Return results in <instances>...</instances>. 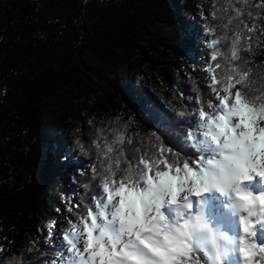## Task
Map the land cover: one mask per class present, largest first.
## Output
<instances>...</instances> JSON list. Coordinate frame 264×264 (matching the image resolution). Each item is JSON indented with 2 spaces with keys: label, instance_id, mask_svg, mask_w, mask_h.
<instances>
[{
  "label": "trees",
  "instance_id": "16d2710c",
  "mask_svg": "<svg viewBox=\"0 0 264 264\" xmlns=\"http://www.w3.org/2000/svg\"><path fill=\"white\" fill-rule=\"evenodd\" d=\"M179 1L0 0V264L55 261L57 246L42 245V234L65 193L52 163L58 136L66 137L70 155L88 162L70 181L73 220L97 195V173L115 158L105 155L108 147L128 156L162 153L169 163L190 159L178 151L188 126L177 113L207 110L215 96L192 64L185 19L199 0H181L184 21ZM262 4L210 0L200 17L206 74L216 76L222 93V82H233L229 76L248 72V99L257 106L264 104ZM253 23L254 32L246 33L243 24ZM238 32L252 39L241 40L237 61L231 39ZM141 64L146 72H132ZM183 67L190 73L182 77Z\"/></svg>",
  "mask_w": 264,
  "mask_h": 264
},
{
  "label": "snow or ice",
  "instance_id": "6c2138e0",
  "mask_svg": "<svg viewBox=\"0 0 264 264\" xmlns=\"http://www.w3.org/2000/svg\"><path fill=\"white\" fill-rule=\"evenodd\" d=\"M243 15L237 7L236 18ZM243 29L251 34L256 24ZM243 39L252 36L238 32L231 39L233 60H240ZM217 44H210L212 61L220 54ZM248 78V72L229 76L233 82L223 81L221 93L213 75L215 101L207 110L201 105L177 113L188 126L178 151L190 159L182 163H169L162 153L137 157L108 147L105 155L115 158L97 173V195L69 219L60 238L62 264H225L232 250L240 264H264V190L251 187L264 185V104L248 99ZM213 193L226 198L239 235L211 223Z\"/></svg>",
  "mask_w": 264,
  "mask_h": 264
},
{
  "label": "rangeland",
  "instance_id": "374dc122",
  "mask_svg": "<svg viewBox=\"0 0 264 264\" xmlns=\"http://www.w3.org/2000/svg\"><path fill=\"white\" fill-rule=\"evenodd\" d=\"M181 0L177 3V14L179 18H181L184 21V17H181L180 14V6H181ZM210 0H199L197 4H194L188 14L187 19V25L188 28L191 30L192 35V52L191 55H193V67H195V74L200 82L207 83L212 82L211 75L206 74L203 62L205 59H207L206 56V50L204 49V44L202 43L201 38V30H200V17L204 13L207 3H209ZM178 8V9H177ZM188 63V62H187ZM182 73V77L184 74L190 73V68L187 69L186 67H183L180 69ZM132 72H146V68L143 64L137 66L134 68ZM183 81V79L181 80ZM215 96V93L213 94ZM85 120V119H84ZM66 141L65 136H58L56 138V141L53 145V158L52 163L54 165V169H57L64 181V187H65V193L62 197H57V202L60 206V209L57 210L55 213V218L48 220L47 228L43 231L42 234V245H52L56 244L57 246V255L55 258V261L52 264H62L61 262V253L63 249L60 247V243L62 241L60 238L62 237L64 233V229L68 228L69 224V207L66 204V200H69L70 197H73L74 193L73 191H70V181L72 178L73 173L78 172L77 169L79 168H85L87 166V161L83 160L81 158L76 157L75 155H70L67 151V147L64 144ZM68 195H71L70 197ZM53 197H55V194H53ZM70 201V200H69ZM73 203L74 201H70ZM216 211V210H215ZM232 215V214H231ZM233 216V215H232ZM224 259H228L233 264H240V262L236 261V258L234 257L232 251L228 253L227 256H225Z\"/></svg>",
  "mask_w": 264,
  "mask_h": 264
},
{
  "label": "bare ground",
  "instance_id": "6f19581e",
  "mask_svg": "<svg viewBox=\"0 0 264 264\" xmlns=\"http://www.w3.org/2000/svg\"><path fill=\"white\" fill-rule=\"evenodd\" d=\"M251 187L255 191L264 190V185H260L259 183H252ZM226 204V198L221 197L218 193L209 195L207 211L211 218V223L214 227L222 231H227L232 236H237L239 235L237 218L231 215V210L225 207ZM232 253L236 258V261L240 262L238 254L234 250H232Z\"/></svg>",
  "mask_w": 264,
  "mask_h": 264
}]
</instances>
